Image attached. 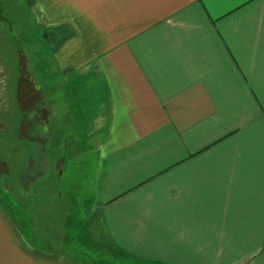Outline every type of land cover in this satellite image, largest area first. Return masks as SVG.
Segmentation results:
<instances>
[{
  "label": "crops",
  "instance_id": "obj_1",
  "mask_svg": "<svg viewBox=\"0 0 264 264\" xmlns=\"http://www.w3.org/2000/svg\"><path fill=\"white\" fill-rule=\"evenodd\" d=\"M32 1L65 104L7 84L0 264H264V0Z\"/></svg>",
  "mask_w": 264,
  "mask_h": 264
},
{
  "label": "rangeland",
  "instance_id": "obj_2",
  "mask_svg": "<svg viewBox=\"0 0 264 264\" xmlns=\"http://www.w3.org/2000/svg\"><path fill=\"white\" fill-rule=\"evenodd\" d=\"M32 3V0H0V134L3 127L2 119L4 121V119L9 117L4 109L6 104H3L2 100L5 98L6 92L10 90H8V85L15 84L14 78L17 76L18 71L24 75L19 86L22 96L31 94L28 91L32 85V81L29 79L31 78L36 82L39 89L45 92L47 96L46 104H49L52 95L58 96L57 101L60 104H65L63 71L58 70L54 63L51 34L36 24L35 17L31 11ZM24 107L27 108L26 105ZM0 166V172H3L4 165L2 161H0ZM77 169L75 166L68 168L64 176L60 177L62 184L65 186L74 184ZM15 172H17V169ZM78 184L85 185L81 182ZM82 189L80 195L78 194L84 199L82 205L81 200L75 196V199L79 200V204L76 201L72 211L75 221L77 220L76 224L69 226L73 230V234L78 231L79 227H82L80 224L87 221L92 222L93 220L87 214L89 203L85 197H87L89 192L87 187ZM84 191L87 192L84 193ZM71 246L79 247L78 242H72ZM85 247L89 248V246ZM102 250L103 248L100 249V251ZM83 251L93 255L98 252V249L91 247ZM102 255V258L114 259L111 258V254L107 250H104ZM117 261L122 264H129L122 260Z\"/></svg>",
  "mask_w": 264,
  "mask_h": 264
}]
</instances>
